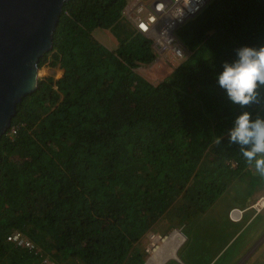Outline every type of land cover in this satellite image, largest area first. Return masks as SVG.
I'll use <instances>...</instances> for the list:
<instances>
[{"label": "trees", "instance_id": "trees-1", "mask_svg": "<svg viewBox=\"0 0 264 264\" xmlns=\"http://www.w3.org/2000/svg\"><path fill=\"white\" fill-rule=\"evenodd\" d=\"M128 2L63 3L38 63L49 75L0 135V264H143L147 232L204 234L197 222L247 171L228 130L244 110L264 116V102L241 109L215 77L236 49L264 45V0L207 3L175 30L184 56L157 84L135 70L157 51L124 17Z\"/></svg>", "mask_w": 264, "mask_h": 264}, {"label": "rangeland", "instance_id": "rangeland-1", "mask_svg": "<svg viewBox=\"0 0 264 264\" xmlns=\"http://www.w3.org/2000/svg\"><path fill=\"white\" fill-rule=\"evenodd\" d=\"M130 2L131 0L128 3ZM94 35L107 48H115L117 41L108 29L98 27L94 30ZM178 43L181 44L179 41ZM178 57L172 48H168L163 51V54L157 53V57L153 61L140 64L135 70L151 83L157 84L179 63L180 58ZM38 75V77L48 76L49 68L46 65L40 67ZM246 169L247 171L242 172L234 182L226 187L224 192L209 207L201 217L202 222H197L200 230L204 226L205 234H198V230L192 231L194 224L185 227L182 233L184 235L183 243L187 241L184 244L182 243L177 251L179 262L169 257L167 258L169 261L166 264H209L211 260L213 261L210 264H220V260L214 263L219 255H221L220 258H223L228 251H231L234 247L236 248L240 241L242 242L243 237H250V230L255 229L264 221V210L255 214V210L251 209L250 206V203L255 202L259 198L257 197L259 196V192H261L260 194L264 193V177L256 172L254 165L248 164ZM254 193L258 195L254 196ZM254 198L256 199L254 200ZM235 208L243 210L242 220L240 221H233L230 216V212ZM173 230H178L181 233L180 227H174L167 231L168 233L166 232L167 235L165 236L167 237ZM159 231L161 230H152L141 241L143 252L145 249L149 253L145 262L151 256L153 250L161 246L163 240L166 238L163 235L157 234ZM151 234L160 235L156 236V241L152 244L148 238ZM202 236L211 237V241L204 250L197 243L198 239L202 238ZM162 238L163 240L161 241ZM46 263L53 264L48 260Z\"/></svg>", "mask_w": 264, "mask_h": 264}, {"label": "water", "instance_id": "water-1", "mask_svg": "<svg viewBox=\"0 0 264 264\" xmlns=\"http://www.w3.org/2000/svg\"><path fill=\"white\" fill-rule=\"evenodd\" d=\"M65 1L0 0V135L16 104L37 88L39 59L52 48Z\"/></svg>", "mask_w": 264, "mask_h": 264}, {"label": "clouds", "instance_id": "clouds-1", "mask_svg": "<svg viewBox=\"0 0 264 264\" xmlns=\"http://www.w3.org/2000/svg\"><path fill=\"white\" fill-rule=\"evenodd\" d=\"M235 51L236 59L224 61L222 71L216 75L218 85L227 99L241 109L260 105L264 102L261 94L264 89V45L242 46ZM228 135L230 143L239 145L247 164L254 165L256 172L264 177V116L253 118L252 112L242 111L236 116Z\"/></svg>", "mask_w": 264, "mask_h": 264}, {"label": "built area", "instance_id": "built-area-1", "mask_svg": "<svg viewBox=\"0 0 264 264\" xmlns=\"http://www.w3.org/2000/svg\"><path fill=\"white\" fill-rule=\"evenodd\" d=\"M211 0H131L124 10V17L131 20L136 29L152 39V45L157 53L172 48L182 58L184 48L178 43L175 30L188 19L194 17ZM16 132L11 127L9 135ZM251 208H264V196L255 201ZM243 210L233 209L230 216L233 221L242 217ZM7 240L19 246L31 247L32 243L21 232L13 231L7 235Z\"/></svg>", "mask_w": 264, "mask_h": 264}, {"label": "crops", "instance_id": "crops-1", "mask_svg": "<svg viewBox=\"0 0 264 264\" xmlns=\"http://www.w3.org/2000/svg\"><path fill=\"white\" fill-rule=\"evenodd\" d=\"M178 40V39H177ZM179 41V40H178ZM180 42V41H179ZM157 57V56H156ZM261 192H259L258 194H259V196H257L258 194H256V193H254V196H257V197H261V196H264V193H262V194H260ZM256 197V198H257ZM256 198H254V200L256 199ZM258 198V199H259ZM255 202H253V203H250V206L251 205H253ZM251 209H253V210H255V214L256 213H259V212H261L262 210H264V208L263 209H261V210H256V209H254V208H251ZM201 220V222H202V219H200ZM264 222V221H263ZM263 222H261L255 229H252V230H250L251 232V234H250V237H243L242 238V242L240 241V243H239V245L235 248H233L231 251H228L225 255H224V257L223 258H220L221 257V255H219L217 258H216V260H215V262L214 263H216V262H218L219 260H220V264H257V262L258 261H260L259 262V264H264V223ZM152 231V230H151ZM151 231H149V232H151ZM175 231V230H174ZM201 231L205 234V229H204V226H202L201 227ZM149 232H147L145 235H144V237H146L147 235H148V233ZM160 232H162V231H159V233H157V234H160V235H163V236H165V235H167V233H164V232H162V233H160ZM173 232V231H172ZM171 232V233H172ZM181 234H182V232H181ZM160 235H153V234H151L148 238L150 239L149 241H150V243L152 244L153 242H154V237H156V236H160ZM168 236H170V234L168 235ZM167 236V237H168ZM259 236H261V237H259ZM144 237L142 238V240L144 239ZM182 237H184V235L182 234ZM210 236L209 237H205V236H202V238H201V240H200V247L204 250V249H206L207 248V246H208V243L211 241L210 240ZM141 240V241H142ZM184 241V240H183ZM183 241H182V239H181V241L180 242H178L177 244H176V246L174 247L175 248V250H176V248H177V246H178V248H177V250H176V252L178 251V249H179V247L182 245V243H183ZM185 243V242H184ZM183 243V244H184ZM175 250H174V254L173 255H169V256H167L164 260H166L167 258H169V257H172L173 259H176L178 262H179V260H178V258H174L175 257ZM148 251H149V249H148ZM144 253H145V255H146V258H147V256L149 255V253L144 249ZM152 255V254H151ZM177 257V256H176ZM146 260V259H145ZM163 260V261H164ZM162 261V262H163ZM169 261V259H167L163 264H166L167 262ZM213 260H211V261H209V264L212 262ZM145 262V261H144ZM161 262V263H162ZM160 263V264H161ZM156 264V263H155Z\"/></svg>", "mask_w": 264, "mask_h": 264}, {"label": "bare ground", "instance_id": "bare-ground-1", "mask_svg": "<svg viewBox=\"0 0 264 264\" xmlns=\"http://www.w3.org/2000/svg\"><path fill=\"white\" fill-rule=\"evenodd\" d=\"M154 238H155L154 241H156V237ZM181 239L182 240L184 239V237H182V234L178 230L175 231L173 230L170 236L166 237L164 240L163 238L161 239V241L163 240L161 246L153 250L152 255L147 259L145 264H155V263L160 264L167 256L173 255L175 250L174 247L178 242L181 241ZM175 257H176V250H175Z\"/></svg>", "mask_w": 264, "mask_h": 264}]
</instances>
